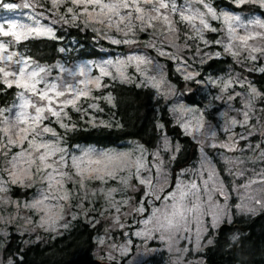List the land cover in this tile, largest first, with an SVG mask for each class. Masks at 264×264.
Here are the masks:
<instances>
[{"label":"rangeland","instance_id":"rangeland-1","mask_svg":"<svg viewBox=\"0 0 264 264\" xmlns=\"http://www.w3.org/2000/svg\"><path fill=\"white\" fill-rule=\"evenodd\" d=\"M215 0H208V3L217 11H229L225 8H216L213 6ZM231 1V0H228ZM6 2H12L17 4H23L25 0H11ZM35 7L30 9H25L23 7L15 9L12 11L4 10L0 8V24H3L5 19L15 20L20 24L33 25V20L39 19L42 25L51 27L53 29V35L55 37L54 26H69L74 24H81L83 27L88 28L95 32L98 38L107 41L108 43L121 46L126 45L128 52L124 54H118L114 57H106L97 60H80L72 64H65L62 62H56L53 65L44 66L50 71L45 79L48 80H68L69 82H78L80 79H88L100 77L97 67L104 64L105 61H112L115 64L116 61H126L125 66L122 71L124 75L128 78L126 81L121 78L113 79L112 77L117 76L114 68L109 67V76L100 77L101 84L104 78H109L120 83L134 84L135 86L140 83H146L147 77L163 76L165 83L162 85L164 93L167 95L165 99L164 95H158L156 90L150 86H142L141 88H149L153 90L157 97L162 99L167 103L168 110L174 105L183 104L188 108H196L204 110L205 104L208 108L204 111H198L195 115H204L205 120L210 122L213 127L217 130L225 123V120L220 117L221 112H227V117L229 119L236 118L237 120H243V112L248 111L243 107V100L248 99V88L252 85L247 78L241 75L240 72L236 70H228L225 73L213 76V75H198L193 79L199 88L200 95L203 99L202 106L190 105L183 101V96L181 92L177 91L174 84L170 82L166 76L164 62L161 59H166L174 64V69L177 75L184 79V75L188 72L199 73L200 65L209 58H224L231 55L225 53L224 48L211 41L207 38V33L215 35L217 40L222 41L224 44L228 43L227 39V29L222 25L220 21L212 20L210 17L207 18L210 26L215 28L216 31H204L202 33L203 40L200 36L194 34L190 26L187 23L180 22V8L181 6L187 7L186 0H175L177 4V11L171 12L168 10L167 15L174 21L176 26L179 28V32L175 34H168L166 32L165 26L162 24H157L155 29L144 28L143 31L140 30L141 25L139 21L134 19L135 12L134 9H120V15L126 16L129 13L132 14L133 19L131 20L132 31L128 30L126 26L128 21L124 23L119 22V17L109 12L107 9H101L100 4L114 3L116 0H100L99 4H89V5H73L71 0H61L60 6L58 8L52 7L51 0H28ZM131 4L132 0H128ZM170 2V0H169ZM143 7V5H140ZM72 7L73 13L69 14L67 8ZM193 8L197 7L195 4L192 5ZM164 12L165 10H161ZM264 12V10H262ZM105 13V15H99L100 13ZM231 12V11H229ZM88 13H92L95 19L89 20ZM234 15L241 17L242 21L246 22L247 19L255 18L264 21L263 15H242L239 13L231 12ZM42 14V15H41ZM29 16L33 17V20L28 19ZM73 16L76 18L73 19ZM62 17H67V22H65ZM54 21V23H53ZM197 27H200L198 21H194ZM6 27V25H5ZM253 31L259 32L260 29H253ZM245 30L243 28H237V34L243 35ZM172 35L175 37L174 43L169 44L168 39L165 37ZM182 35V40L180 38ZM49 39L47 37H36ZM10 38L0 37V43H8ZM113 40L119 41V43H112ZM125 40L130 41V43H124ZM216 40V41H217ZM188 42V43H187ZM15 46L9 48V51L16 52L17 57L14 60L20 58L18 50H16V44L12 42ZM249 45H255L257 47L264 46V40L257 38L255 40L248 41ZM234 49L240 51V56L235 63L244 70H254L264 67V56L260 53L255 55L258 57L255 60H247L245 57L248 56L247 50L239 49V42L233 41ZM199 50V51H198ZM163 51L165 55H161L160 52ZM219 53V56L215 54ZM2 56H7V53H0ZM129 56H143L150 63H143L139 65V70L135 62H128L127 58ZM239 61V62H238ZM63 66V70L59 66ZM89 65V70L83 77L68 76L67 72L64 70L75 71L77 66ZM57 66V67H53ZM0 67L5 68V70L14 69L18 72L17 66L12 63L11 65L7 60L0 62ZM35 67L34 64H30L26 71ZM208 77L216 79L217 77H222L223 79H228L229 77H235V83L232 87L227 90V93L223 94L222 99H213V97L219 94V90L208 83ZM3 77L0 75V80ZM201 81V83H197ZM243 81V84H241ZM0 85H3L0 83ZM4 86V85H3ZM253 86V85H252ZM6 87V86H5ZM91 88V97L89 99L81 98L77 102V107L79 110H73L71 106L64 108L63 112L67 113V117H63V113L60 117V122L65 123L69 126L66 130L60 127V122H58L57 117L48 116L47 119L43 121V125H46L56 132V136L53 137L50 134H43L41 137H37V141L43 140L46 143H50L60 149L62 152H57L51 156L47 162L53 165V168L57 172L68 173L71 177L70 179H65L64 187L70 192V200L68 203L64 201L49 200L46 203L49 204H61L63 205V219L57 222V225L52 228L48 225H43L39 223L41 214H37L34 210L25 208L24 205L33 199L37 198L41 190H45L47 187L46 182L43 181V176L52 171V169H45L42 173L36 172V166L39 165V160L35 159L39 153L33 152L32 158L35 160L34 165L31 167L30 171L32 173L31 177L23 176L24 184L19 183L12 184L10 182V177L8 172L11 171V161L16 153L27 149L28 145L25 141L23 144L9 145L7 143V136L4 135L2 129L3 124H0V137H3V142L0 143V183L4 181H9L5 184L7 188L6 192H0V262L7 264L8 259L3 256V247L7 242L9 235L14 232L19 237L24 245L37 244L45 242L47 235H51L52 238L61 236L72 229L77 221H82L90 227L96 228L97 235L94 237V243L96 244V250L93 253L94 259L106 264H143L144 261H148V264H204V260L201 256L204 248L211 243L208 240H213V236L218 229V227L223 223H229L228 219L225 218L215 229L211 226V218L208 216L203 217L205 221L204 227L207 231L202 232L199 245L196 243V233L197 225L192 221L188 227L189 231H184L181 229L179 232L173 235L171 241L162 242L158 237V233H154V239H144L143 237H137L134 235L135 232L140 231L145 226L142 221L149 218L153 209H162L165 205L171 206L172 199H165L170 193L175 192V198L179 200V191L177 189V183L179 182L184 186V190H188V185L195 183L199 188L197 193L195 190H188L189 194L185 197L183 203L186 207H191L193 202H196V196L200 197L199 202L202 205V209L207 211L208 204L204 201L206 200V195L204 192L205 185L203 181L208 179V173L202 167V153L206 156L207 160L210 161L211 165L215 168V171L219 177V180L224 182L227 195H228V211L231 214V222L234 217H250L254 216L262 211L264 207L257 205L255 201L257 199L264 203V159L260 158V149L257 145L260 144L261 148H264V138L261 137L260 131L262 125L260 114H264V100L257 98L248 111V123L244 127L237 124L231 130V135L233 140L237 142V150L233 152H227L222 148H212L208 145L212 143L210 138H206L203 135L196 134L197 139H194L192 135H186L184 130L180 127L178 119H188L195 124V120L187 114H182L180 112L169 114L183 135L188 136L197 145V154L195 160H193L189 165L178 170L175 175H172V167L174 160L179 151H176V145L178 144L170 136H168L164 130H160L159 143L153 150H147L143 154L145 167L141 170L140 175L143 177H148L151 179V194L148 196L144 195V186L140 185L136 180V168L135 161L137 157L141 155V152L137 148L139 145L136 142H127L121 148H110L101 149L91 145L80 144L68 148L63 141V135L66 131L72 128V116L71 113H78L79 120L82 125L90 128L103 127L101 121L110 124V127L116 126L115 121L101 109L100 101L107 103L103 97L106 95L96 94L100 92V88H95L89 85ZM37 88H43V84H38ZM16 89V88H15ZM17 92H21L25 98L30 96L29 93L25 92L23 89H16ZM239 93L240 95H237ZM228 94H231L234 99L228 100ZM33 101L35 98H32ZM57 100L63 98H56ZM16 105L20 104V101L15 98ZM13 102V103H14ZM13 103L8 106L11 107ZM90 104L96 105L95 108L89 107ZM108 104V103H107ZM109 105V104H108ZM231 105V110L228 106ZM8 107L3 115H0V120L7 117L9 120L15 118V113L21 111L20 108H15L14 111H8ZM52 107H56L53 104ZM1 108V107H0ZM22 111L28 113L30 116L35 115L34 110L31 108L22 109ZM91 121V123L89 122ZM93 125H96L95 127ZM27 125H22L24 127ZM58 129V130H57ZM252 131V135H248V131ZM14 129L12 134L15 139ZM218 139L216 143H220L223 140H227L228 136L223 131L217 132ZM241 135L246 136L247 139H240ZM164 137L168 139V147L166 148L164 144ZM32 137L29 136V139ZM199 140V142H197ZM179 145V144H178ZM93 149L96 153L108 152V153H130L128 158L129 166L125 167L123 171L118 172L117 179L120 176L128 177L127 187L118 185L117 180L109 179L105 177L104 182L97 179L88 178L87 175L84 180L85 187L82 189L80 186V177L76 175V169L73 168L74 156H80L81 150L83 149ZM145 149V148H144ZM43 149L40 150L42 152ZM153 153H157L158 159H153ZM174 157V158H173ZM63 158V159H61ZM95 158V157H94ZM225 158L231 163L225 162ZM28 157L25 156L23 160L18 163V167L29 168L27 163ZM239 161L238 163L236 161ZM154 165L160 166V172H157V168ZM84 166V165H82ZM89 168H99L103 167V163L100 165L91 164L87 165ZM230 168L232 173H236L238 170L242 175L229 174L226 170ZM55 174V173H54ZM159 176V179L156 177ZM173 184H171L172 179ZM57 179H60L57 176ZM255 180L256 183H252L248 189H244L241 185L249 183ZM30 188L34 192L29 198H14L11 196V188ZM211 188V184L208 185ZM110 188H117L118 191L112 193L111 201L105 199V194ZM162 189V190H161ZM139 195L138 199L137 196ZM159 197V198H157ZM243 197V200L241 199ZM251 197L252 199H249ZM214 199L217 203L223 204L224 200L218 195H214ZM127 200L128 204H124L123 201ZM116 202L119 204L120 211L117 212L112 203ZM237 204H243L247 208H253L255 211L247 212L244 210L238 211L236 208ZM71 205V206H70ZM79 205V207H78ZM143 207V212H136L134 208ZM165 211H170V207L164 209ZM75 215V219H73ZM114 218L118 219L119 223H114ZM32 222L29 223L28 221ZM67 224V227L64 225ZM151 227V225H149ZM104 239V243H100V238ZM130 242V243H126ZM115 245V247H113ZM121 246H126L128 251L126 254H121ZM187 249V251H184ZM13 264L15 263L14 260Z\"/></svg>","mask_w":264,"mask_h":264},{"label":"snow or ice","instance_id":"snow-or-ice-1","mask_svg":"<svg viewBox=\"0 0 264 264\" xmlns=\"http://www.w3.org/2000/svg\"><path fill=\"white\" fill-rule=\"evenodd\" d=\"M232 3L236 5V7H241L242 5L252 4L262 10H264V0H231ZM61 0H51L52 7L58 8L60 6ZM73 5H89V4H99L100 0H71ZM187 7L181 6L180 8V22L187 23L191 30L195 35L200 36L201 40H203L202 33L204 31H216L215 28L210 26V23L207 18H211L212 20H217L222 23V25L227 29V39L228 43L224 44L222 41L217 40L216 43L220 44L225 53L231 55L234 60L240 56V51L233 50L234 44L233 41L239 42L240 50H247L248 56L245 57L247 60H255L258 57L255 55L256 53H260L264 56V46L257 47L255 45H249L248 41L255 40L260 38L264 40V21L260 19L250 18L247 19L246 22L242 21L241 17L238 15H234L229 11H221L217 12L211 4L208 3V0H186ZM143 5L141 7L140 5ZM195 4L197 7L193 8L192 5ZM30 9L35 7V5L25 0V2L21 4L12 3V2H4V0H0V8H3L7 11H12L19 8ZM101 9H107L109 12L119 17V22L124 23L128 21L126 25L129 31H132L131 20L133 16L129 13L126 16H121L119 10L120 9H134L135 16L134 19L140 22L141 28L143 31L144 28H152L155 29L157 24H162L165 26L166 32L168 34H175L179 32V28L176 26L174 21L166 14L168 10L171 12L177 11V4L175 0H132L130 4L128 0H116L114 3L109 4H100ZM161 10H165L162 12ZM67 12L69 14L73 13V8L68 7ZM42 15V14H41ZM89 16V20L95 19L92 13L87 14ZM99 15H105V13H100ZM76 17L73 16V19ZM28 19L33 20L32 16H29ZM62 19L67 22V17H62ZM194 21H198L200 27L196 26ZM54 23V21H53ZM6 25V27H5ZM237 28H243L245 30L243 35L237 34ZM253 29H260L261 31L256 32ZM0 37L10 38L9 42L0 43V53H7V56L0 55V62L7 60L11 65L14 63L18 72L14 69L5 70V68L0 67V75H2L3 79L0 80L4 86L8 88H12L13 86L16 89H23L25 92L29 93L30 96L25 98V96L21 92L16 93V99L20 101L19 105H16L15 102L11 107H8V111H14L15 108H20L21 111H17L15 113V118L9 120L7 117L5 119L0 120V124L4 125L2 129L5 136H7V143L9 145L23 144L25 141L27 142L28 148L23 149L22 151L16 153L13 156V160L11 163V171L8 172L10 182L12 184H24L23 176L31 177L32 173L30 171L31 167L34 165L35 160L32 158L33 152H38L39 155L35 158L39 160V165L36 166V172L42 173L45 169H52V171L47 172L43 176V181L46 182L47 187L45 190H41L40 194L37 198L32 201L26 203L24 205L25 208H29L34 210L37 214H41L39 223L41 226L48 225L49 227L54 228L57 225V222L63 219V205L57 203L55 205L46 203L49 200H57L64 201L68 203L70 200V192L65 189L64 182L65 179H70L68 173L57 172L56 169L53 168V165L48 163L47 160L53 156L57 152H62L63 150L50 144L46 143L43 140L37 141V137H41L43 134L47 133L51 136L55 137L56 132L53 131L52 128L43 125V121L47 119L48 116L57 117L58 122H60L61 114L63 113V117H67V113H64V108L71 106L73 110H79L77 107V102L81 100V98L89 99L91 97V88L89 85L95 88H100L101 80L100 77L109 76V67L115 69L117 76L112 77L113 79L121 78L122 80H127L128 78L124 75L122 71L123 67L126 64V61H116L113 64L112 61H105L103 65L97 67V71L100 73V77L88 78V79H80L78 82H69L68 80H48L45 77L48 75L50 69L39 65L36 63L34 58H30L29 56H25L24 54H20V58L14 60V57H17L16 52L9 51V48L15 46L12 42L14 41L16 45L21 44L22 41H27L33 37H47L49 39H55L53 35V29L51 27L42 25L39 19L33 20V25L20 24L15 20L5 19L3 24H0ZM168 39L169 44L174 43L175 37L172 35H168L165 37ZM112 43H119V41L113 40ZM124 43H130V41L125 40ZM199 51V50H198ZM161 55H165L163 51L160 52ZM219 56V53L215 54ZM128 62H135L137 65V69L139 70V65L143 63H150L143 56H129L127 58ZM239 62V61H238ZM30 64H34L35 67L31 68L29 71H26V68ZM57 67V66H53ZM63 70V66H59ZM89 65H80L77 66L75 71L64 70L67 72L68 76L83 77L86 75L89 70ZM258 71L264 73V67H260L257 69ZM199 75V73L188 72L184 75V79L191 80L195 76ZM208 83L213 87L219 90V94L213 99H222L223 94L227 93V90L232 87L233 83H235V77H229L228 79H223L222 77H217L213 79L212 77H208ZM165 83L162 75L157 78V76L147 77L146 83L137 84V87L142 86H150L156 90L158 95H164L165 99H167V95L164 93L162 89V85ZM197 83H201V81H197ZM43 84V88L38 89L37 85ZM243 84V81H241ZM237 95H240L237 93ZM264 96V93L259 91L255 86L249 85L248 88V99L243 100V107L248 111L251 110L255 100L257 98H261ZM35 98L33 101L32 98ZM56 98H63L57 100ZM103 99L111 106H115L114 98L111 94L106 95ZM234 97L231 94H228V100H233ZM53 104H56V107H52ZM89 107L95 108L96 105L90 104ZM231 105L228 106V109L231 110ZM31 108L34 110L35 115H29L28 113L22 111V109ZM208 108V105L205 104L204 110ZM6 109L0 108V115H3ZM196 108H188L183 104L174 105L169 108V111L172 113L180 112L182 114H187L191 116L196 122L193 124L191 120L188 119H178V123L180 127L184 130L186 135H192L194 139H197L196 134H200L205 136L206 138H210L212 143L208 146L212 148H222L227 152H233L237 150V142L233 140L231 135V130L237 124L241 127H244L248 123V111H244L242 114L244 116L243 120H237L236 118L229 119L227 117V112H221L219 115L221 118L225 120V123L221 126L219 130L215 129L213 125L205 120L204 115L196 116L195 114L198 111H204ZM264 111V109H262ZM91 123V121H89ZM22 125H27L21 127ZM94 127L96 125H93ZM103 127H110V124H107L101 121V125ZM60 127L65 128L66 130L69 128L63 122H60ZM162 125H157V128H161ZM16 129L15 139L13 138V130ZM223 131L227 136V140H223L220 143H216L215 141L218 139L217 132ZM252 131H248V135H252ZM260 135L264 138V125L261 127ZM29 136L32 138L29 139ZM240 139H247L246 136L241 135ZM3 142V137H0V143ZM199 142V140L197 141ZM164 144L166 148L168 147V139L164 137ZM176 151L180 150V145H176ZM137 148L141 152V155L137 157L135 161L136 168V180L140 185L144 186V195L148 196L151 194V179L148 177H143L140 175L141 170L145 167L143 154L146 151L142 145H137ZM257 148L260 149V158L264 159V148H261V145L258 144ZM43 149L42 152L40 150ZM153 159H158L157 153H153ZM27 156V163L29 168L25 169L22 167H18V163L23 160V158ZM130 153H108V152H100L96 153L93 149H83L81 150L80 156H74L73 160V168L76 169V175L80 177V186L83 189L85 187L84 180L87 175L88 178L97 179L101 182H104L105 177L109 179L117 180L118 185H122L127 187L128 185V177L120 176L117 179L118 172L124 170L125 167L129 166V158ZM95 157V158H94ZM174 158V157H173ZM63 159V158H61ZM225 162L231 163L227 158H225ZM239 162L238 160L236 161ZM103 163V167L99 168H89L87 165L96 164L100 165ZM84 165V166H82ZM157 168V172H160V166L154 165ZM202 167L208 173V179L203 181L205 188L204 192L206 195V200L208 209L204 211L202 209V205L199 202L200 197L196 196V202H193L191 207H186L183 203L185 197L189 194L188 190H195L197 193L199 192V188L195 183H191L188 185V190H184V186L179 182L177 183L176 191H179V200L175 198V192L170 193L165 199H172L173 203L171 206L165 205L162 209H153V212L149 216L148 219L143 220L142 223L145 226L140 231L134 233L137 237H143L144 239H154L156 238L154 233L159 234V239L164 241H171L173 235L179 232L181 229L184 231H189L188 225L194 221L197 225V233H196V243L199 245L202 232L207 231V228L204 227L205 221L203 217L208 216L211 218V226L215 229L225 218L228 219L229 223L231 222V214L228 211V195L224 185V182L219 180V177L215 171V168L211 165L210 161L207 160L206 156L202 153ZM229 174L234 175H242V173L238 170L236 173H232L231 169H226ZM55 173V174H54ZM264 176V173H261ZM57 176L60 179H57ZM159 179V176L156 177ZM264 182V181H262ZM9 183V181H4L0 183V192H6L7 188L5 184ZM252 183H256L255 180L250 181L249 183L241 185L242 188L248 189ZM211 184V188L208 185ZM162 190V189H161ZM118 191L117 188H110L108 192L105 194V199L111 201L112 193ZM214 195H218L222 197L224 200L223 204L217 203L214 199ZM159 198V197H157ZM243 200V197H241ZM249 199H252L249 197ZM124 204H128V201H123ZM257 205H261L264 207V203L261 200L257 199L255 201ZM71 206V205H70ZM79 207V205H78ZM112 207L115 208L117 212L120 211L119 204L116 202L112 203ZM170 207V211H165ZM236 208L238 211L244 210L247 212H253L255 209L247 208L243 204H237ZM136 212H143V207L134 208ZM75 215H73V219H75ZM29 223L32 221L29 220ZM114 223H119L118 219L114 218ZM151 225V227H149ZM67 227V224L64 225ZM233 241L237 239L235 235L231 237ZM100 243H104V239L100 238ZM130 243V242H126ZM208 243H212V240L209 239ZM115 247V245H113ZM128 248L126 246H121L120 252L121 254H126ZM187 251V249H184ZM3 264V262H0ZM7 264H13L11 258L8 259ZM137 264V262H134ZM143 264H148V261H144Z\"/></svg>","mask_w":264,"mask_h":264},{"label":"trees","instance_id":"trees-1","mask_svg":"<svg viewBox=\"0 0 264 264\" xmlns=\"http://www.w3.org/2000/svg\"><path fill=\"white\" fill-rule=\"evenodd\" d=\"M6 2V0H4ZM213 6L225 8L242 15H263L262 9L252 4L236 7L228 0H215ZM55 39L30 38L16 45L19 53L34 58L36 63L50 66L56 62L72 64L80 60H97L114 57L128 52L126 45L115 46L97 37L94 31L81 24L54 26ZM207 38L216 42L217 37L207 33ZM182 40V35H180ZM183 42V40H182ZM188 43V42H187ZM164 62L166 76L177 91L181 92L183 101L194 106H202L203 99L194 80H182L174 69V64L166 59ZM228 70H236L264 93V73L240 68L233 58H209L200 65L199 75L218 76ZM102 88L96 94L109 95L114 98L115 106L100 101L101 109L115 121L114 127L90 128L82 125L78 113H71L72 128L63 135L68 148L85 144L101 149L121 148L127 142H136L147 150H153L159 143L162 125L164 132L180 145L174 160L172 175L195 160L197 145L188 136L183 135L174 124L167 103L156 96L149 88L134 84L120 83L104 78ZM17 90L0 85V107L10 106L16 98ZM264 100V96L261 97ZM264 124V114H260ZM58 130V129H57ZM173 180L171 184H173ZM33 189L11 188L14 198H29ZM139 195L137 196L138 199ZM96 228L82 221H77L70 231L52 238L47 235L43 243L24 245L21 237L12 232L3 247L4 258H11L14 264H76L94 259L96 250L94 237ZM237 239L233 241L231 237ZM204 264H264V211L250 217H234L230 223L221 224L216 230L212 243L201 254ZM122 264V263H120Z\"/></svg>","mask_w":264,"mask_h":264},{"label":"water","instance_id":"water-1","mask_svg":"<svg viewBox=\"0 0 264 264\" xmlns=\"http://www.w3.org/2000/svg\"><path fill=\"white\" fill-rule=\"evenodd\" d=\"M76 264H106V263H103V262H99L95 259L89 261V262H81V263H76Z\"/></svg>","mask_w":264,"mask_h":264}]
</instances>
